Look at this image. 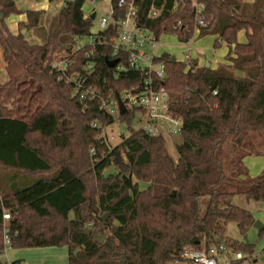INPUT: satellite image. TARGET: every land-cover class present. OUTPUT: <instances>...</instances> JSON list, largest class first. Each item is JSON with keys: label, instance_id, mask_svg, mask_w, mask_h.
<instances>
[{"label": "trees", "instance_id": "16d2710c", "mask_svg": "<svg viewBox=\"0 0 264 264\" xmlns=\"http://www.w3.org/2000/svg\"><path fill=\"white\" fill-rule=\"evenodd\" d=\"M119 1L112 0L116 18L125 12ZM260 2L251 6L262 7ZM85 3L66 1L46 42L33 44L6 19L24 14L20 26L29 32L40 27L47 11L0 0V50L8 78L0 83V167L14 181L0 184V254L5 210L11 214V248L66 246L68 264H174L187 262L185 247L222 243L254 254L255 246L228 237L226 226L236 222L246 235L255 222L234 197L264 202V170L251 176L244 162L264 156L261 8H246L245 0H135L138 26L159 38L174 34L188 43L199 31V37H216L215 48L229 46L231 64L216 69L200 66L196 58L172 62L169 53L156 58L166 66L158 83L183 121L175 158L167 139L131 128L135 110L112 117L97 102L86 108L72 86L44 67L59 52L71 55L77 38L92 34L95 21L86 16ZM152 7L161 11L159 17H149ZM241 32L246 43L238 40ZM65 36L71 39L67 46ZM89 50L76 58L84 63ZM104 50L95 51L93 83L120 92L143 81L137 71L116 74ZM116 120L127 121L132 131L109 149L102 134ZM94 121L100 127H93ZM103 234L99 243L94 235Z\"/></svg>", "mask_w": 264, "mask_h": 264}, {"label": "built area", "instance_id": "2783aa9c", "mask_svg": "<svg viewBox=\"0 0 264 264\" xmlns=\"http://www.w3.org/2000/svg\"><path fill=\"white\" fill-rule=\"evenodd\" d=\"M58 1L63 5L66 1L74 0ZM108 2L109 9L99 18V22L92 29V34L88 37L77 38L71 55L59 52L46 62L44 67L55 73L58 81L72 86L73 94L85 104L86 108L90 102H97L100 109L112 117H119L127 114L128 111L135 110L134 119L139 118L141 122H144L142 129L149 135L164 137L167 140L176 136L180 137L183 121L171 111V95L158 83L166 76L164 61L156 59L163 54L160 50V38L153 31L138 26L136 22L138 9L135 0L119 1V9L125 10L124 15L119 18L115 17L116 10L112 5V0ZM160 13V10L152 7L149 17L157 18ZM201 25L206 26L203 21ZM198 33L199 31L196 35ZM85 39L88 40L87 43H83ZM184 45L183 58L180 61H189L194 56L192 54L194 48H186ZM98 47L105 48L103 55H107V62L113 63L116 74L128 69L137 71L144 75L143 81L120 92L114 90L105 92L99 85L93 83L90 80L96 67L93 57ZM85 48H90L86 54L88 60L81 63L76 58V54ZM214 94L217 92L214 91ZM120 101L126 107L124 114L120 113ZM92 125L96 128L100 127L98 121H94ZM102 136L103 143L107 148L112 149L114 146L104 135V131ZM91 156H97L96 147L91 149ZM10 220L11 214L5 210L3 213L4 251L0 254L2 260L6 251L11 248ZM183 257L192 264H249L256 261L257 255L241 251L234 252L222 243L210 248L185 247ZM2 264H14V262L6 259Z\"/></svg>", "mask_w": 264, "mask_h": 264}, {"label": "rangeland", "instance_id": "374dc122", "mask_svg": "<svg viewBox=\"0 0 264 264\" xmlns=\"http://www.w3.org/2000/svg\"><path fill=\"white\" fill-rule=\"evenodd\" d=\"M39 0H32L33 3H36ZM249 4H244L246 8H252L256 10L261 8L262 14L264 15V0H261L262 7L251 6L255 0H245ZM108 0L102 2L94 3L92 0H86L84 10H89L96 7V12L98 18L95 20V24L99 22V18L102 14L109 9ZM24 9H29V4L21 5ZM53 8L60 10L61 5L59 1H56L53 4ZM54 10L46 12L44 15L41 25L39 28L30 30L28 32L27 28H22L20 23L26 20L22 15L12 14L7 19L6 22L9 28L13 32H19V29L22 31L25 30L26 39L33 44H44L47 39V35L53 29V25L57 16H51ZM240 38L245 39L244 34L240 35ZM215 39L213 36L199 37L198 35L187 43L186 48L193 47L194 57L191 59H198V64L200 66L206 65L207 62L210 63V67L213 69L218 68L221 65H228V55H229V46L225 43L221 44L219 47H214ZM63 42L66 43V46L70 44L71 39L68 36L63 38ZM88 40H83V43H87ZM161 51L163 53H170L175 56L177 60L182 59L184 47L182 42L179 41L178 37L174 34L163 35L160 38ZM196 56V57H195ZM190 61V59H189ZM231 64V63H230ZM240 74V73H239ZM7 80V74L5 70V65L3 62L2 51L0 50V83ZM126 108V107H125ZM131 128L134 130H140L144 126V122H141L139 118H136L130 124ZM131 129L129 128V123L127 121L116 120L113 124L104 129V135H106L110 143L115 147L122 142L124 138H127L131 134ZM181 142L179 136L168 138L167 143L170 149V152L175 158H177L176 145ZM256 157V156H255ZM264 157V156H263ZM263 157H259L263 158ZM256 174L258 176L261 174ZM11 173L4 170L0 167V184L3 186H10L14 181L11 180ZM20 177V176H19ZM22 178V177H21ZM233 203L238 204L239 206L246 208L251 211L255 221H258L260 224L264 225V202H257L254 200H246L243 196H236L233 198ZM205 210V209H204ZM226 235L232 238L235 241L240 243H249L255 246V255L258 257L257 262H250L249 264H264V233L252 226L246 235H243L238 224L236 222H229L226 226ZM6 255L3 257V260L8 259L11 262L20 261V264H68V249L66 246L61 247H44V248H20L14 249L9 248L6 251ZM174 264H189L188 262H175ZM192 264V263H190Z\"/></svg>", "mask_w": 264, "mask_h": 264}, {"label": "crops", "instance_id": "0c3cea01", "mask_svg": "<svg viewBox=\"0 0 264 264\" xmlns=\"http://www.w3.org/2000/svg\"><path fill=\"white\" fill-rule=\"evenodd\" d=\"M93 2V1H92ZM18 3L20 5H25V4H29V10L30 9H33V10H45L47 12H49L50 10H54L55 11V8H53V4H55L56 2L52 3L50 2V0H39L37 1L36 3H33L32 0H18ZM62 6V4H60ZM57 11H55L54 13L51 14V16H58L59 14V10L56 9ZM85 14H89L91 15H94L95 14V17H94V21L98 18V15H97V12H96V7L93 6V8L89 9V10H84ZM25 19V16L22 15ZM25 21V20H24ZM96 25V24H95ZM94 25V26H95ZM244 34V37L245 39H241L240 38V35ZM214 38H216L215 36H213ZM239 42L240 43H246L247 42V38H246V34L245 32H241L239 34V38H238ZM186 43H182L181 45H184ZM161 45V44H160ZM161 50V48H160ZM162 52V51H161ZM163 53V52H162ZM170 54V53H169ZM194 57V56H193ZM196 57V56H195ZM183 58V57H182ZM181 60V59H179ZM4 62V61H3ZM227 64H230L229 61H227ZM8 79V78H7ZM7 81V80H6ZM5 81V82H6ZM3 83V82H2ZM259 157H263V156H248L247 158H245L244 162L246 164V166L248 167L249 169V172L251 174V176H255L256 174L260 173V171H263L264 170V157L263 158H260L258 159ZM262 173V172H261ZM258 261V257H256V261ZM189 263V262H188ZM190 264V263H189Z\"/></svg>", "mask_w": 264, "mask_h": 264}, {"label": "water", "instance_id": "95a60500", "mask_svg": "<svg viewBox=\"0 0 264 264\" xmlns=\"http://www.w3.org/2000/svg\"><path fill=\"white\" fill-rule=\"evenodd\" d=\"M2 16H3V15L0 14V17H2ZM94 17H95V14L92 15V19H94ZM22 33L24 34V33H25V30L22 31ZM175 61H176V57L174 56V57L172 58V62H175ZM112 64H113V63L111 62L110 65L113 66ZM206 67H210V63H209V62L206 63ZM125 112H126V108H125L124 104L120 101V113H121V114H124ZM253 226L256 227V228H258V229H260V230H262V229L264 228V225L260 224L258 221H255L254 224H253ZM86 231H87L88 233L91 232L90 229H86ZM94 237H95V239H96L99 243H102V242L104 241L106 235H105V234H103V235H94Z\"/></svg>", "mask_w": 264, "mask_h": 264}]
</instances>
